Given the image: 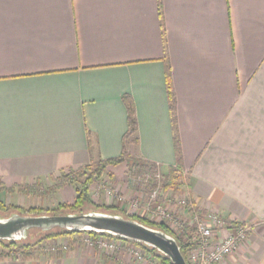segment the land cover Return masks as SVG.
Masks as SVG:
<instances>
[{
    "label": "crops",
    "instance_id": "0c3cea01",
    "mask_svg": "<svg viewBox=\"0 0 264 264\" xmlns=\"http://www.w3.org/2000/svg\"><path fill=\"white\" fill-rule=\"evenodd\" d=\"M160 2L0 0V190L125 152L179 164L202 213L250 227L220 264H264V0ZM55 244L0 264H149Z\"/></svg>",
    "mask_w": 264,
    "mask_h": 264
},
{
    "label": "trees",
    "instance_id": "16d2710c",
    "mask_svg": "<svg viewBox=\"0 0 264 264\" xmlns=\"http://www.w3.org/2000/svg\"><path fill=\"white\" fill-rule=\"evenodd\" d=\"M159 8L161 11V2L159 0ZM170 96L172 99V109L174 112L175 109V99L174 94L171 91ZM127 109H128V132L126 133L125 140L132 138L137 131V118L135 113V108L133 103L126 99ZM176 148L178 150V157L180 156L179 151V139L178 135H175ZM122 163H127L128 175L131 178H136L138 180L135 181L137 183L138 191L143 194L150 196L153 190L160 186L164 190H172L177 189L178 184H180V177L182 175V169L178 164L176 167H170L165 172L158 166L157 164L146 162L144 160L136 159L135 157L130 156L127 152L118 157H113L109 159H99L97 161H93L90 164L82 165L78 168H70L66 171L60 172L58 175H51L52 180L54 181V186L51 189H56L57 187H61L65 184H74L76 187L77 195L75 197V202L73 204H60L54 211H66L60 214L65 213H88L91 211H102L104 208L107 210L114 211L118 209V206H102L96 205L92 201L91 197V187L95 183H100L103 181L105 175L109 172V168L113 166H117ZM110 174V173H109ZM157 174H160V178L157 177ZM134 181V180H133ZM38 186L42 183L40 179L37 180ZM42 185V184H41ZM7 192L20 191L25 194H31L37 192V188L33 187L31 184H22V185H13L11 187H5ZM159 197H162L161 195ZM191 201V200H190ZM87 205H95V209L85 210ZM10 208H15L20 211L21 214H44L46 210L39 207H30L24 208L22 206L15 205H7L4 202L0 201V209L9 210ZM102 209V210H101ZM106 212V211H104ZM107 213H111L107 211ZM115 213H118L115 211ZM112 213V214H115ZM48 214V213H47ZM119 214H122L119 212ZM58 215V214H55ZM123 215V214H122ZM124 216V215H123ZM129 218V217H127ZM131 219L137 220L149 227L162 230L171 234L168 227L165 223H154L149 221L147 218H143V216L133 215ZM33 230L31 233H33ZM38 231V230H37ZM84 233H89L93 235L92 237L98 238L99 235H108L114 236L109 233H99L95 231H70L64 229H58L56 232H48L45 236L39 240L33 238H27L21 241L14 240H0V257H28L33 254L42 251L43 241L50 239L52 237L58 236H69V235H83ZM34 234V233H33ZM173 235V234H172ZM123 241V243H134L136 245L142 246L146 251L151 252L156 256L160 262L163 264H173L171 260L166 257L164 254L160 253L153 247H149L144 243H139L135 241H131L125 238H121L118 236H114ZM176 237V236H175ZM181 248L183 255L186 258L187 255V247L188 243L182 237H176ZM156 253V254H155ZM19 258V257H18Z\"/></svg>",
    "mask_w": 264,
    "mask_h": 264
},
{
    "label": "rangeland",
    "instance_id": "374dc122",
    "mask_svg": "<svg viewBox=\"0 0 264 264\" xmlns=\"http://www.w3.org/2000/svg\"><path fill=\"white\" fill-rule=\"evenodd\" d=\"M121 165V166H120ZM127 163H122L117 166H113L109 168V172L105 175L104 179L100 183H95L91 187V197L92 201L96 205H102V206H112L116 205L118 206V209L111 211L106 210L104 208V211H110L111 213L120 212L124 215V217H129L133 215L143 216V218H147L149 221L154 223H165L168 227L169 231L173 236L176 237H182L183 239L188 242V236L190 234H193L195 224L194 219L191 214L199 213L201 215H207L202 213V209H200V206H196V202L190 199L189 193H188V183H189V175L188 173H182L180 177V184H178L177 189H172V191H167L163 189V195L160 198V201L166 203L168 201L170 202V208L175 212L174 219L172 221H168L165 219H156L155 217H152V213H148V211H145L144 208L141 210L135 209L132 207V201L134 199H138L142 194V192L138 191L137 183L135 181L136 178H131L128 175L127 172H122V169L120 167H123V169L127 168ZM110 173V174H109ZM58 175V174H56ZM134 180V181H133ZM40 182H42L38 186V182H34L31 185L35 188H37V192L31 193V194H25L20 191H14L7 193L2 192L3 190H0V201L4 202L7 205H15V206H22L24 208H30V207H39L46 210L44 214H60L66 211H54L55 208H57L60 204H73L75 202V197L77 195L76 187L74 184H65L61 187H57L56 189H51L54 186V181L52 180L51 176H48L46 178H41ZM138 182V180H137ZM1 189V188H0ZM124 195L127 199L126 201L120 200L119 195ZM146 198V195H143ZM169 199V200H168ZM188 200L189 205L193 204V210L191 211L188 206L181 207V200ZM95 209V205H87L85 207V210H91ZM102 210V209H101ZM17 212L20 213L19 210L15 208H10L9 210L0 209V215L1 216H9L11 213ZM32 215H38V214H32ZM203 217V216H202ZM191 224V225H189ZM60 228H54L50 231H45L38 233L36 229L33 230V233H30L34 235L33 239H41L45 236L48 232H56ZM88 236H93L89 233H84L83 238H86ZM63 236L58 237H52L50 239L44 240L43 245L48 246V244H54L55 240L58 238H62ZM110 238L112 236L108 235H99L98 238ZM93 238V237H92ZM68 242L64 243V246H67ZM124 244V243H123ZM44 246V247H45ZM115 252L110 253L113 255ZM161 253V252H160ZM156 254V253H155ZM157 256V254H156Z\"/></svg>",
    "mask_w": 264,
    "mask_h": 264
},
{
    "label": "built area",
    "instance_id": "2783aa9c",
    "mask_svg": "<svg viewBox=\"0 0 264 264\" xmlns=\"http://www.w3.org/2000/svg\"><path fill=\"white\" fill-rule=\"evenodd\" d=\"M160 178V174H157ZM163 188L156 187L148 198L141 195L138 199L132 201V207L141 210L144 208L152 217L156 219H165L172 221L175 212L170 208V202L160 201L159 197L163 194ZM119 195V199L126 201L124 195ZM169 200V199H168ZM188 200H181V207H186L192 211L193 204L189 205ZM194 219V232L188 237V247L186 261L188 264H220L227 256L237 252L241 245L248 238L250 227L246 224L228 220L218 212H209L207 215L199 213L191 214ZM203 216V217H202ZM191 225V224H189ZM85 241L90 244H96L100 249L107 251L109 254L116 252L123 246V241L117 237L92 238L88 236ZM130 256H135L137 260H147L149 264H163L151 252L146 251L142 246L134 243H128ZM56 245L55 243L53 244ZM66 247V246H65ZM55 248V247H54ZM20 257V256H18Z\"/></svg>",
    "mask_w": 264,
    "mask_h": 264
},
{
    "label": "water",
    "instance_id": "95a60500",
    "mask_svg": "<svg viewBox=\"0 0 264 264\" xmlns=\"http://www.w3.org/2000/svg\"><path fill=\"white\" fill-rule=\"evenodd\" d=\"M54 228L109 233L153 247L168 257L173 264H188L175 236L119 213L91 211L83 214L31 215L13 212L9 216L0 215V240L21 241L34 238L30 233L32 229L41 233Z\"/></svg>",
    "mask_w": 264,
    "mask_h": 264
}]
</instances>
